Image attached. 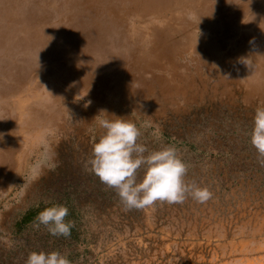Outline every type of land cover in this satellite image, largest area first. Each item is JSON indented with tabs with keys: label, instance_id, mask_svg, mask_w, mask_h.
<instances>
[{
	"label": "rangeland",
	"instance_id": "374dc122",
	"mask_svg": "<svg viewBox=\"0 0 264 264\" xmlns=\"http://www.w3.org/2000/svg\"><path fill=\"white\" fill-rule=\"evenodd\" d=\"M258 106L264 0H0V264L33 251L72 264H264ZM118 117L149 150L175 146L213 198L125 211L85 168L98 120ZM54 204L69 209L67 238L34 226Z\"/></svg>",
	"mask_w": 264,
	"mask_h": 264
},
{
	"label": "clouds",
	"instance_id": "9594fccd",
	"mask_svg": "<svg viewBox=\"0 0 264 264\" xmlns=\"http://www.w3.org/2000/svg\"><path fill=\"white\" fill-rule=\"evenodd\" d=\"M98 125L103 133L92 145L85 168L108 189L115 191L125 211L143 210L157 203L183 204L188 199L204 204L213 198L214 193L208 187L188 179L190 166L175 146L164 145L158 150H149L140 142L142 133L137 125L119 117L114 120L101 118ZM249 136L257 153V162L264 167V106L255 109ZM68 215V207L54 204L38 213L34 226L36 229L44 226L52 236L67 238L75 226L66 220ZM25 264L72 262L58 251H33Z\"/></svg>",
	"mask_w": 264,
	"mask_h": 264
},
{
	"label": "bare ground",
	"instance_id": "6f19581e",
	"mask_svg": "<svg viewBox=\"0 0 264 264\" xmlns=\"http://www.w3.org/2000/svg\"><path fill=\"white\" fill-rule=\"evenodd\" d=\"M262 4V3H261ZM44 5V4H43ZM263 5V4H262ZM260 7H261V5H260ZM259 7V8H260ZM261 9H263V8H261ZM251 10V9H250ZM255 10V9H254ZM258 10V9H257ZM55 11V10H54ZM256 11V10H255ZM56 12V11H55ZM247 12V11H246ZM248 12H250V11H248ZM259 12V11H258ZM260 12H262V10H260ZM251 15V14H250ZM241 16V15H240ZM248 16V15H247ZM240 19V18H239ZM261 22V21H260ZM61 23V22H60ZM59 23V24H60ZM62 24V23H61ZM247 33V32H246ZM249 35H250V33H249ZM252 35V34H251ZM114 68V67H113ZM45 69V68H44ZM44 69H42V70H44ZM234 77V76H233ZM232 77V78H233ZM41 78V77H40ZM225 78V77H224ZM235 78V77H234ZM219 80V79H218ZM222 82V81H221ZM238 82H239V80H238ZM223 83V82H222ZM35 84V83H34ZM60 84V83H59ZM212 86V85H211ZM232 86V85H231ZM191 88V87H190ZM224 88V87H223ZM240 88V87H239ZM31 89V88H30ZM225 89V88H224ZM249 89V88H248ZM211 90V89H210ZM223 90V89H222ZM221 90V91H222ZM228 90V89H227ZM192 91H193V89H192ZM247 92V91H246ZM48 93H49V91H48ZM51 93V92H50ZM186 93V92H185ZM201 93V92H200ZM214 93V92H213ZM250 93V92H249ZM262 93V92H261ZM221 94V93H220ZM26 95V94H25ZM190 95V94H189ZM200 96V95H199ZM221 96V95H220ZM219 98V97H218ZM249 98V97H248ZM142 99V98H141ZM158 99V98H157ZM197 99V98H196ZM164 100V99H163ZM170 100V99H169ZM190 100V99H189ZM144 102V101H143ZM153 102V101H152ZM167 102H169V101H167ZM36 103V102H35ZM39 103V102H38ZM145 103V102H144ZM154 103V102H153ZM159 103V102H158ZM171 104V103H170ZM185 104V103H184ZM43 106H44V104H42ZM158 105H160V103L158 104ZM169 106V105H168ZM137 110V109H136ZM161 111V110H160ZM152 113V112H151ZM157 113V112H156ZM160 114V113H159ZM149 115V114H148ZM119 116V115H118ZM24 118H25V116H24ZM22 119V118H21ZM11 177V176H10Z\"/></svg>",
	"mask_w": 264,
	"mask_h": 264
},
{
	"label": "trees",
	"instance_id": "16d2710c",
	"mask_svg": "<svg viewBox=\"0 0 264 264\" xmlns=\"http://www.w3.org/2000/svg\"><path fill=\"white\" fill-rule=\"evenodd\" d=\"M35 215V211H30L27 216L23 219V222L26 224V223H29L31 218Z\"/></svg>",
	"mask_w": 264,
	"mask_h": 264
}]
</instances>
